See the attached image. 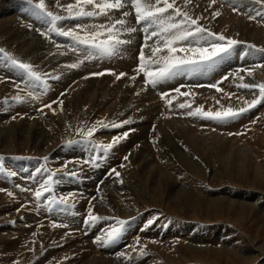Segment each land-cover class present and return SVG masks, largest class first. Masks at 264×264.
Here are the masks:
<instances>
[{
	"label": "bare ground",
	"instance_id": "6f19581e",
	"mask_svg": "<svg viewBox=\"0 0 264 264\" xmlns=\"http://www.w3.org/2000/svg\"><path fill=\"white\" fill-rule=\"evenodd\" d=\"M254 1L256 2V0ZM254 1L216 0V3L210 8V0H191L188 4H185L184 0H177V4L182 10L187 11L193 18L196 16H202L203 19H201L199 23L210 31L218 34L223 33L224 36L231 37L235 40H244L250 43L255 42L257 44L259 40H264V15H257L258 13L264 14V5L257 2L255 3ZM37 3L35 0H31V2H29V0H0V49L3 51H5V49L10 50L12 52H10L11 55L15 56L16 60L31 64L33 69L41 73V75L43 72L46 73L43 74L44 77L42 76L41 81L32 82L25 70L15 66L18 75L14 76L22 78L20 85L25 84V80H28L26 85L36 91L38 97L36 102L31 99L32 97L27 96L24 91H20V87L17 88L15 86L18 84L16 82H19L20 79L18 81L13 79L12 81H7L5 80L6 78L3 79L0 77V108L6 112L4 114H1L0 112V155H4V157L0 159V164H2L3 167H6L5 165L10 163H7L8 158L17 150H32L33 152H36V155H32V159L18 162L19 165H16L18 170L21 168L18 174L22 176V174L25 173H23L22 169H28V167L30 170H34L41 162L43 163V166L48 169L51 168L52 165H58L61 168L60 170L65 171L54 177V179L56 178V181H58L56 186L58 193L57 196L61 197L66 196L68 193H73L75 189L78 190L77 187L74 186L73 178H75V176L69 175L70 172H75L79 175L82 179L80 184L84 188L86 185L94 184L100 179V176L103 173L99 174V172L105 164H111L114 159L122 155L125 156L126 151L130 149V153L127 156L128 159L125 161V166L128 165L129 167L122 172V180L124 182L129 181L128 183L130 184L133 179L136 178L138 173L144 172V170L146 172L151 171V176L163 177L160 182L162 189L158 192V195L155 196L158 197V199H162L163 206L170 204L163 197L165 193L171 191L169 189H176L174 184L169 185L166 174L170 172H172V176H174V181L176 178V180L183 182L185 179L191 178V175L188 174H192L193 177H198L201 180L205 177L209 181L216 175V173L229 170L230 177L237 173L240 177L246 176L250 181L255 180L256 178L258 182L263 183V103L257 104V106L234 119L224 121L209 120L200 116H181L182 113L180 110L182 108L179 105H190L191 101H194V103L192 102L191 110H193L195 106L203 103V107L206 108V110L204 109L205 111L211 110L215 112L227 108L228 106L235 108L234 110H238L241 107L247 106L242 100H247V102H249L253 99H251V96L247 97V95H243L240 89L238 91V84L232 82L228 83L225 79L224 82H220L219 75H222V72H216L212 64H207L203 65V68H200L197 73L198 75H201L200 77L202 80H204L203 77H207V79L204 80L205 82L215 83L218 88H221L223 90L221 93L224 96V99H221L215 93V95H212L210 91H207L206 95L203 97L198 96L194 99L190 97L191 95L185 96L172 92L170 93L172 96L170 99L171 104H169L168 97L160 98L159 95L155 93L156 91L150 88L151 85L148 87V85L144 83L145 78L143 74H136V63L139 62H137L138 60H136L135 56H137L136 53L139 52L138 47L143 42L141 40L143 36L138 33V31L132 34H122V39H131L132 43L124 45L118 55L105 57L109 59L101 64L97 59L87 61L84 58L85 53L82 51V54H75L74 51L69 49L70 47L55 48L54 45L52 46V43H54L52 37L54 40H62L63 38L61 39L60 36H55L54 33H49L52 40L46 38L45 35L44 38L35 32L36 29L32 30L31 27L28 26L29 24L27 25V23H24V21L19 19L21 16L28 20L30 24L32 23L33 26H41V29H47L48 31V28L50 27L47 22L48 17L36 7ZM59 3L67 5L69 3H75V0H59ZM45 4L48 10L62 16H67L66 9L58 7L56 2L51 7H49L50 5H48L49 3H47V0H45ZM234 9L236 10L234 11ZM123 10L130 13V8L126 3L125 9ZM216 11H218L220 15L213 18V13ZM113 16L114 18H119L120 12H114ZM249 16H255L256 19H249ZM127 19L129 25L135 27L131 13ZM78 23L91 26L94 24H106L108 23V20L105 17H81L73 20L65 19L59 21L58 26L63 27V24H65L67 27L64 26L63 28L67 30L68 28H75V25ZM42 31L43 30H41V32ZM151 42L152 41H149V44H151ZM237 50L238 49H236V51ZM145 54L146 56L150 54L148 49H145ZM254 55H257V53L255 52ZM221 59H224V56ZM80 60H83L84 62L79 68L67 67V65L76 63ZM5 64L6 65L3 66L2 61L0 60V68H2V66H9L10 62ZM10 67H13V64H11ZM261 68L264 70L263 63L261 64ZM103 70H111L116 74L124 72L127 73V76L116 80V77L112 74H105L103 76L90 75L91 73L101 72ZM182 70L184 72L182 75H179L178 73L172 79L160 82L154 87L155 90L160 89L159 91H165L167 89L175 88L180 85L182 81L194 76L193 68H185ZM2 76L6 77L5 75ZM132 76H136V79L132 80ZM216 80L219 82L216 83ZM45 81L48 86L46 90L44 87ZM243 83L250 84L248 82ZM184 90L185 89H183V91ZM62 93L63 95H61ZM251 93L252 95H256V92L253 89L251 90ZM17 94L25 97L23 101H19V105L18 101L13 99ZM129 96L131 98L130 106L122 111V108L126 107L125 103ZM55 98H58L57 103L52 104V108L55 109V112L45 107L42 111H36L37 107H42ZM60 100L63 101L62 106L59 104ZM118 100H120L119 107L121 106V110H119V112L121 114L112 115L111 110L118 106ZM218 101L219 103H217ZM210 106H213V109H210ZM131 110H136L135 115L127 117V114ZM187 111L189 112V110ZM77 112L80 114L78 115ZM258 113L259 116L257 118L255 116H257ZM13 114H17V116H14L16 118L9 120V117ZM22 114L23 116L21 118L26 119H19ZM123 120H129L130 123L119 128H101L100 124L97 123L103 122L104 124H112V121H115V124H120ZM245 122H247V127L245 126ZM93 125H96L97 128V131L93 136L100 145L111 142L113 136L120 135L125 131H129L130 129H134V131H129V136L111 149L115 154L110 153L104 159L100 156L103 154V151L99 146L95 148L96 150L94 149L95 151L92 150V154L97 153L99 156L98 158L96 157L95 160L92 159L89 168V165L79 159V153L81 154L82 150L78 152V150H73L74 148L71 149V147L65 149L63 144L66 139H71L74 142H77L78 139L85 138L82 133H86L87 129L91 128ZM152 126L154 128L153 130L151 129ZM2 130L4 133L1 132ZM222 130L227 132L225 133V131ZM79 131L81 132L79 133ZM253 131H255V133ZM230 133L231 135H229ZM159 134L160 136H158ZM247 138H251L252 141H247ZM184 145L189 147L192 151L190 152L192 155L185 152L187 150L184 148ZM247 148L251 149V154L250 151L247 152ZM135 150H137V152L134 154L133 152ZM59 155L62 156L60 157ZM75 156L76 158L73 159ZM41 157H47L48 159L44 160ZM66 161H68L67 165H65ZM8 166L6 168H8ZM174 167H176V169H174ZM11 169L12 168H10V170ZM17 176L18 175L16 174V177ZM1 180H3V178H1ZM111 180H113L112 177H107L100 187V192L103 193L107 207H102L98 204V195L93 199L91 205H89L90 207H94V212L97 211L98 215H100V217L103 216L104 220H102V224H96L93 230L88 232L89 235L87 238L84 237L83 232L81 231L75 233H69L68 231L79 229L81 221L73 228H69L73 222L60 221V224L64 226L62 228L52 229L47 227L44 222L40 221L43 215H40L41 218L34 222V224H29L31 225V228H26L28 231L24 232L21 227L14 225L16 221L13 224L10 222L11 219L8 218L15 217L14 215L18 214L15 212L16 210L7 213V211H4L7 210V208H2L1 204L0 208L4 210H0V249L3 248L10 254L9 256L7 255L4 257L0 255L2 257L0 258L3 260V262L1 260L0 264H26V262L35 256L39 248V240L33 239L32 242L36 240L33 244H30L32 242L29 240V242L24 241V235L26 234L27 236V233L30 234V231H33L32 234L38 235L42 243H44V239L52 233L54 236L59 237L63 243L69 245L70 249H63L59 253L54 254L57 258L53 259V261L57 262L52 264H158L157 258L142 260V257H135L136 254L133 256L134 254H131L128 249L126 250L124 248L125 246L119 247L118 243L110 247L111 250L106 251L103 244L95 242L98 230L102 228L99 232L102 236L106 230L116 224L113 222V218L110 217L115 215L118 216V214H120L125 218H129L133 215L131 205H125V207H119L118 209H115V206H113L114 202L123 204L132 200L129 199V197H131L129 195V184L126 183L125 185H122V188H120L122 191H119L116 194L113 192L115 195H112L103 187L106 182ZM3 182L0 184L2 185ZM15 182L19 186L21 185L22 187L28 188L26 177L24 179H19L17 177ZM152 185L153 184L148 185L150 193L155 189ZM228 190L229 189H225V192H228ZM199 192H201L199 188L196 189L192 187V192L188 194L182 186H180L177 187L174 195L169 196L171 198V203L181 202V208H184L183 210H191L194 214L200 212L198 215L204 218L202 219L206 221L204 224L210 226L200 234H197L196 232L190 234L193 230L192 227L184 224L182 221L181 223L178 221V223L176 222L174 225L171 224L169 227L167 233L168 237L173 235L176 238H181V245L185 250L190 252H193L194 250L192 256L203 252L218 255L217 252L219 249L217 250L213 247L219 239H221V232L220 229L217 232L211 227L214 225V223H212L213 221L217 223V221H222L224 218H227L236 225L249 216L252 218L254 217L255 219L257 218L256 221L258 224L262 223V220H264V213L260 210H256L251 204H248L247 200L250 199L245 198L240 193H238V196H229V192V194L226 193L227 195L225 197H217L215 195H218L220 192L205 191L206 196H204V198L192 196V194H199ZM0 197H2V195ZM80 197V195H74L73 198L69 200V203L75 204L78 210L83 206ZM8 199L10 200L11 197ZM257 199H254L255 201H253L258 202L260 197L259 200ZM134 201L135 200H132V202ZM135 203L136 202H134V204ZM252 210L254 211L255 216H252ZM107 219H112L110 225H104ZM23 224L25 225V223ZM39 224H41V226H38ZM192 224L194 223L192 222ZM225 224L226 223H224V225ZM154 229L153 231H155ZM75 234L78 235L75 236ZM131 235L130 232H128V237L125 240V244L128 245V247L129 245L133 247V243L130 239ZM168 237L166 239L171 241ZM183 240H186V244L184 245ZM250 240L252 241L251 250L249 251L241 246H235L236 243L232 241H237V239L234 240V238H230V241L225 240L223 242V245L228 246L230 249L239 248L241 253L245 254V257L242 260L236 258L235 255L224 252L223 250H220V253L223 251L228 257L232 258L231 260L235 264H250L253 261L250 258L251 255H255L258 252L264 255V241L260 243L261 241L256 242L254 238ZM121 253H124V255H121ZM63 254L66 255L61 256ZM146 256L148 257V255ZM218 256L216 257L218 258ZM44 257L45 256H42L39 260ZM193 258H195V261L198 260V258L194 256ZM61 259H63L62 263H60ZM225 264H228V262Z\"/></svg>",
	"mask_w": 264,
	"mask_h": 264
},
{
	"label": "rangeland",
	"instance_id": "374dc122",
	"mask_svg": "<svg viewBox=\"0 0 264 264\" xmlns=\"http://www.w3.org/2000/svg\"><path fill=\"white\" fill-rule=\"evenodd\" d=\"M35 1H36V3L39 2V0H35ZM252 1H254V0H252ZM47 3H49L48 5H50L49 7H51L55 3V0H47ZM19 19L21 21H24V23H27V25L28 24L31 25V29L32 30L36 29L35 32L40 34L41 36L44 37V35H42L41 33H47L51 37V35L48 33L47 29H41L40 28L41 26L40 27L39 26L36 27V25L33 26L32 23L30 24V22L28 20H26L25 18H22L21 16L19 17ZM133 23H134V21H133ZM64 26L67 27V25L63 24V27ZM135 27L138 29V33L144 35V33L141 31V29L144 27V25H141L138 27L135 25ZM37 30H39L40 32ZM41 30H43L44 32L43 31L41 32ZM214 33H216V32H214ZM220 34H223V33H220ZM55 36H58V35L55 34ZM60 37H61V39L62 38L63 39L62 40H54V38L52 37L53 42H54V43L51 42L52 46L54 45V47L56 48V45L58 44V45H60V47H64V48L70 47L69 49H71L72 41L67 37H64V36H60ZM52 39H49V40H52ZM141 40L144 42V40L142 38H141ZM237 41H239V40H237ZM240 42L241 43H239L237 46H235L229 54L224 56V59L220 58L221 60L219 59L218 61L212 63V66L216 72H220V71L222 72L221 73L222 75H219L220 76V79H219L220 82H222V81L224 82L226 80L228 83L232 82V83L238 84V87H239L238 91L240 89V91L243 93V95H247V97L251 96V99H255L256 97L259 96V89H253L256 92L255 93L256 95H252V93H251L252 89L244 88L241 85L245 84L243 82H248L250 84L251 83L252 84L264 83V72H263L264 70H263V68H261V64L262 63L264 64V62H263L264 61V51H261V49H264V40H262V41L259 40L258 41L259 43L257 42V44L255 42L250 43V42H247L244 40H240ZM201 43H203V42H201ZM251 45H255V48L250 47ZM5 46H7V45H5ZM236 49H238V50L236 51ZM79 51H74V53L75 54H82V52L79 53ZM10 52L11 51L8 49H5V51H0V60L2 61L3 66L6 65L5 63L10 62L9 66H6V67L2 66V68H0V75H1L0 77H2L3 79L6 78L5 80H7V81H12V79L18 81L20 79L19 82H16V83H18V85L21 88L20 91H24L26 95L28 92H32L33 96L31 99H33L36 102L37 98H33V97H37L36 91L34 89L29 88L26 85L28 80H25V84L20 85V82H22V78L19 76H14V75H18L16 72V69H15L16 65H14L12 63V59H16V58H15V56L11 55L12 52L11 53ZM255 52L257 53V55H254ZM137 54L138 53H136V55ZM135 58H136V60H138L137 56H135ZM107 59H109V58H99V59H97V61L101 64L102 62H104ZM87 61H89V60H87ZM137 62H139V61H137ZM11 64H13V67H10ZM106 64H107V62H106ZM136 65L138 66V63H136ZM202 66L197 67L196 70L194 71V73L199 72L200 68L201 69L203 68ZM259 68H261V69H259ZM246 70H250L252 72V75L249 76L247 74ZM256 70H257V72H256ZM224 71L226 74L224 73ZM182 73H184L183 70H180L179 75H182ZM43 74H46V73L43 72ZM43 74H42V76H43ZM2 75H5L6 77H3ZM200 76L201 75H194L189 80L182 81L180 86L177 87L180 89V92L178 94L188 93V95H191L190 97L192 99H194V98H197L198 96L203 97L204 95H206L207 91H210L212 95L217 94L221 99H224V96L222 95L221 91H217L216 88L209 87V85H208V84L212 85L215 83L205 82L204 80H206L207 77H203L204 80H202ZM225 77H227V78L225 79ZM240 77H243V79L241 80ZM16 78H18V79H16ZM237 81H239V82H237ZM218 82L219 81L216 80V83H218ZM240 82H242V83H240ZM149 86L150 85H148V87ZM23 87H25L26 90ZM150 88H152V90L156 91L155 93L157 95H159L160 98H162L161 97L162 93H167L168 94L167 96H169L170 93L175 92L174 89H177V88H172V89H167L165 91H159L160 89L155 90V88L153 86H150ZM183 89H185V90L183 91ZM191 89H194V90H191ZM212 89H214L215 91ZM27 90H28V92H27ZM256 90H258V91H256ZM192 91L195 93H193ZM219 92H220V94H219ZM175 93H177V92H175ZM57 99L58 98H55V99L51 100V102L57 101ZM127 99L128 100L125 103L126 107H123L122 111L125 110V108H127L128 106H130V103H131L130 96ZM118 101H119L118 106H116L114 109L111 110L112 115L120 113L119 112V110H121V106L119 107L120 100H118ZM251 101L252 100H250L249 102H251ZM51 102L49 101L48 104ZM192 102L194 103V101H191L190 106H192V104H193ZM226 102H228V101H226ZM242 102L246 103L247 100H242ZM225 104H227V103H225ZM18 105H19V102H18ZM107 106H108V104H107ZM198 106H200V107L203 106V103L201 105H198ZM198 106H195V108L193 110H195ZM43 108H44V106H42V107L39 106L36 108V111H40ZM191 108L192 107H190V108L186 107L185 109L182 108L180 110V112L182 113L181 116H189L187 114L188 113L187 110L190 111ZM202 108H203L202 109L203 111L206 110L205 107H202ZM262 108L264 109V103L262 105ZM210 109H213V106H210ZM233 109H235V108H233ZM1 110H2V108H0L1 114L6 113L5 111H3V110L1 111ZM30 111H32V110H30ZM78 112H80V111H78ZM78 112H77V114L79 115L80 113H78ZM135 113H136V110H131L127 114V117L134 116ZM14 116H17V114L11 115L9 117V120H13ZM22 116H23V114L20 115V118L19 117H17V118L26 119V118H21ZM258 116H259V113L255 117L258 118ZM112 122L115 123V121H112ZM246 124H247V122H245V126L247 127ZM248 128H250V127H248ZM151 129L152 130L154 129L153 126L151 127ZM222 131H225V130H222ZM1 132L4 133L3 130ZM80 132L81 131H79V133ZM226 132L227 131H225V133ZM253 132L255 133V131H253ZM158 136H160V134ZM249 140L252 141L251 138H249V139L247 138V141H249ZM64 142L65 143L63 144L64 145L63 147L65 149H68L71 147V149L74 148L73 150L76 149V150H78V152H80V150H82V153L81 154L79 153V155H80L79 159L82 160L85 164L89 165V168H90V162H92V159L95 160V158L96 157L98 158V156H99V154L97 155V153L96 154L91 153L92 150H94L97 146L100 145L99 142H98L99 143V145H98L94 136H92V138L90 140L85 139V138H80V139H78L77 142H74L71 139H66ZM184 148L187 150V151H185V149H184L185 152H188L190 155H192V153H190L192 151L189 149V147L184 145ZM17 151H15L14 154L12 153L10 155L11 157L8 158V160H7L8 162L6 161L7 163L10 162L9 164L11 165V167L9 164H7L5 166L7 167L9 165L8 168L3 167L4 171L0 172V183H2L4 181L2 185L0 184L1 185L0 189H4V191H0V194L2 195V197H0V199H2V200H0V206L2 204V206H1L2 208H7V210L1 209V208H0V210L7 211V213H11V211L16 210L15 212L18 213V214H16L17 216L14 215L15 217H8V218L11 219L10 222L13 224L16 221V223L14 225H16V226L18 225L19 227H21V229H23L24 232H27L28 230L26 228H28V229H29V227L31 228V225L34 224V222H36L38 219L41 218L40 215H43V217L40 219V221L44 222L47 227H50L52 229H57V228L63 227L62 226V227L54 228V227H52L53 222H55L58 225H61L60 221L61 222L70 221L73 223L71 224V226L69 228H73L76 225H78V223L81 221L79 229H73V231L72 230L71 231L68 230V231H69V233L70 232L75 233V232L81 231V232H83L84 237L87 238V236L89 235L88 232H91V230H93V228L96 224H102L101 222H102V220H104V219H100L94 224H86L85 223V220L88 216V208L90 207L89 205H91L90 202L92 203V201H93V197H96L98 195L97 196L98 204H100L102 207L106 206V204H105L106 200L104 199L103 193L100 192L101 191L100 187L102 184L100 182L104 181L107 177H112V179L114 181L111 180L109 182H106L105 185H103L104 189L106 191L110 192L112 195H115L119 191H122V189L120 190V188H122L121 186L125 185L126 183L129 182V181L124 182L122 180V172L127 170L129 167L128 165L125 166L126 160L124 159V157L129 155L130 149H128L126 151L125 156L122 155V156L114 159V161H112L111 164H105L99 172V174L100 173H103V174L100 176V179L97 180V182L94 184L92 183L90 185H86L83 188V186L80 184L82 179L76 173L75 178H73V179H74V186L77 187L78 190L75 189L73 194L81 196L80 199L83 202V206H82V208H79V210L77 209L76 205L72 204V203H69L68 205H60L58 203L48 202V200H47L48 196H51L57 200L59 198L57 196L58 193H57V189H56L57 183H55L53 185V191L51 193H46L45 197L42 198L41 201H37L34 197V191L39 186V184L42 183L44 181V179L47 178L49 172H56L57 171L56 173L58 175V174H61L65 171L60 170L61 168L58 165H56V166L52 165L51 168H49V169L45 168L43 166V163L41 162L34 170H30L29 167H28V169H22L23 173L24 172L25 173L22 174V176H21L18 174L20 172L21 168L18 170V167L16 165H19L18 162H20V161L32 159V155H36V152H33L32 150L31 151H29V150L25 151L24 150L25 151L24 152L21 149L17 150ZM249 151L251 154V152H252L251 149L247 148V152H249ZM136 152H137V150H135L133 153L135 154ZM110 153H114V152L112 150H110L107 153L103 152V154H101L100 156L104 159ZM59 156L61 157L62 155H59ZM3 157H4V155L3 156L0 155V159ZM41 158L44 159V157H41ZM75 158H76V156L73 159H75ZM67 164H68V161L65 162V165H67ZM10 168H12V169L10 170ZM112 169H115L117 172L120 171L121 172V173L119 172L120 175L119 176L114 175L111 172ZM174 169H176V167H174ZM12 171L18 175L17 177L19 179H24L26 177L27 182H28V188L22 187L21 185L19 186L15 182L17 177H16V175H14V176L10 175V173H13ZM150 174H151V171L146 172L144 170V172L138 173V175L136 176V178H138V179L134 178L130 184L128 183L129 184L128 188L130 190L129 195L131 196V197H129V199L135 200L134 201V202H136L135 204H134V202H132V200L125 202L123 204H119V202L113 203L114 204L113 206H115V209H118L119 207H123V206L125 207V205H131V209H133L132 213L134 216L131 215L129 218H125L124 216L118 214V216L115 215L113 217H110V218H113V220H114L113 222L116 223L115 225H117V226H118L119 220L126 221V224L124 225L123 231L121 232L120 236L115 241L108 244L107 246L104 245L106 251L111 250L110 247H112L114 244L118 243L119 247L125 246L124 248L126 250L128 249L131 254H134L133 256H135V254H136L135 257H142L143 258L142 260H144V259L148 260V258H149V260H151L152 258L153 259L157 258L158 264H173V263L174 264H216V263L217 264H225L226 262H228V264H235L231 260L232 258L228 257V255H226L224 252L235 255V257L239 258L240 260L244 259L245 254H242L241 251L239 250V248L230 249V248H228V246H224L223 242L225 240L230 241V238H234V240L237 239V241H232V242L236 243L235 246H241L242 248H244L247 251L251 250V241L252 240H250V239L254 238L256 240V242L261 241L260 243H262L264 241V220H262V223L258 224L256 221L257 218L255 219L253 217L255 219L254 220L252 217L249 216L236 225H234L227 218H224L222 221H217V223L215 221H213L212 223H214V225L211 227H213L214 230L217 232L220 229V232H221V237H220L221 239H219V241L217 243L215 242L216 244L213 247L214 249H217V250L219 249L217 252L219 256L216 254L214 255V253L210 254V253L203 252L200 254H196L197 256L193 255L194 257L198 258V260L195 261V258H193V256H192V253L194 252V250H193V252L185 250L181 245V242H182L181 238H176L173 235H171V237H168L167 233H168L169 227L171 226V224L174 225V223H176V222L178 223V221L181 223V221H182L184 224L192 227L193 230L191 231L190 234H193L194 232H196L197 234H200L203 230H205L206 228H208L210 226H207V224H204L206 221L202 220L204 218H202L200 215H198V213H200V212H196L194 214L193 211H191V210H183L184 208H181V202H179V203L178 202H172L171 203L170 202L171 198L169 196L174 195V192H176L177 187H180V186H182V188L188 194H190L192 192V187L196 188V189L199 188L201 191V192H199V194H192V196H197L199 198H204V196H206L205 191L220 192L218 195H215L217 197L218 196L225 197L227 194H229V192H230L229 196H238V193H240L245 198L250 199V200H247L248 204H251L256 210H260L262 213H264V181H263V183L258 182L256 180V178H255V180L250 181L247 179L246 176L240 177L237 173L231 175V177H230V173L228 170V171L216 173V175L212 179H210L209 181L205 177H203V179L201 180L198 177L197 178L193 177L192 174H188V175H191V178L185 179L183 182H180V181L176 180V178L174 181V179H173L174 176H172V172H170V173L166 174L169 185L174 184L176 189H169L171 191H168L165 193V195L163 197L170 204H168L167 206L166 205L163 206L164 204L161 201L162 199H158V197H155L156 195H158V192L161 191V189H162L160 182L163 179V177L151 176ZM23 176H24V178H23ZM43 176H44V178H43ZM1 178H3V180H1ZM92 179L95 180L94 178H92ZM54 180L56 181V178ZM150 180H152V181H150ZM150 184H153L152 187H155L154 191H152L151 193L149 192V189H148V185H150ZM98 185H99L100 189L98 188ZM189 187H190V189H189ZM9 189H10V191H9ZM225 189H229L228 192H225ZM9 192L12 193V196L8 195ZM240 194H239V196H240ZM4 195H6V196H4ZM258 196L260 197V200H259ZM7 197L8 198L11 197L12 200L11 199L9 200ZM254 199H257L259 201L254 202L255 201ZM1 201H2V203H1ZM4 201H6L8 203V205ZM3 203H6V204H3ZM14 206H16V207H14ZM92 208L94 209V207H92ZM9 209H10V211H9ZM93 214L98 215L97 211L94 212V210H93ZM33 215H34V217H33ZM203 215H205V214H203ZM253 215H254V211L252 210V216ZM25 217H27V218H25ZM151 217H153V218H151ZM186 218H187V220H186ZM194 218H201V219H194ZM111 221H112V219H107V221H105L104 225H110ZM150 221H151V223H149ZM192 222L194 224H192ZM23 223H25V225ZM224 223H226L225 224L226 226L224 225ZM29 224H31V225H29ZM25 226H27V227H25ZM38 226H41V224H39ZM152 226H153V228H152ZM19 227H18V229H19ZM86 227H87V230H86ZM199 227H201V228H199ZM154 228H157V229H154ZM153 229L155 231H153ZM100 230H102V228ZM100 230L97 231L96 237L101 236V234L99 233ZM160 230H162V231H160ZM184 231H186V230H184ZM32 232L30 231V234L27 233V236H26V234L24 235V237H25L24 241L32 242L33 239L39 240V248H38V251L35 254V256L32 257L28 262H26V264H52V263H55L57 261H53V259H55L57 257L54 254L59 253L63 249H70L69 245L63 243L59 237L54 236L52 233L50 236L46 237L44 239V243H42L40 237L38 235L32 234ZM128 232H130V235L132 234L130 239L133 243L132 244L133 247L130 245L128 247V245L125 244L126 243L125 240L128 237ZM73 233H71V234H73ZM76 235H78V234H75V236ZM67 237H68V235H67ZM93 237H95V236H93ZM167 237L170 238L171 241H168V239H166ZM35 241H33L30 244H33ZM137 241L139 242V244ZM135 242L137 245L135 244ZM232 242H231V244H232ZM30 244H25V245H30ZM184 244H186V240H183V245ZM19 246H21V245H19ZM180 246H181V248H180ZM1 249H0V255L2 257L7 256V255L9 256L10 253L7 250H4L3 248H1ZM141 249L144 250L143 254H141ZM178 249H180V250H178ZM181 250L182 251L184 250L183 253ZM220 250H223L224 252L222 251L220 253ZM185 252H187V253H185ZM3 253H4V255H3ZM65 255L66 254H63L61 256H65ZM146 255H148V257ZM150 255H151V257H150ZM42 256H45V257L43 259L39 260ZM157 256H160V257H157ZM216 256H218V258ZM207 257H208V259H207ZM1 258H0V263L2 260ZM250 258L253 260L250 264H262V263L264 264V255H262L260 252L256 253L255 255H251ZM62 260L63 259H61L60 263H62ZM211 261H212V263H211ZM2 262H3V260H2Z\"/></svg>",
	"mask_w": 264,
	"mask_h": 264
},
{
	"label": "snow or ice",
	"instance_id": "6c2138e0",
	"mask_svg": "<svg viewBox=\"0 0 264 264\" xmlns=\"http://www.w3.org/2000/svg\"><path fill=\"white\" fill-rule=\"evenodd\" d=\"M31 2V0H29ZM58 7L64 8L67 11V16H62L53 11H49L45 0H39L36 7L48 17V33H55L58 36H64L72 41L71 50H80L85 53V60L99 59L105 57H113L118 55L124 45L132 43L131 39H122L123 33H136L138 29L134 26H130L128 17L130 13L125 9V0H75V3H69L63 5L59 3V0H55ZM185 4L191 2V0H184ZM257 3L264 5V0H256ZM216 3V0H210L209 8ZM90 6V7H89ZM131 6L135 12V21L137 24H143L144 27L141 31L144 33V43L141 45L138 54V66L136 68V74H143L145 78V84L155 87L162 81L172 79L176 76L180 70L185 68H197L202 65L212 64L218 61L223 56L229 54L232 49L237 46L240 41L226 37L223 34H218L210 31L209 29L201 26L199 21L203 19L202 16H196L193 18L187 11L182 10L177 4V0H131ZM123 10V11H122ZM236 9H234L235 11ZM120 12L119 18H114L113 13ZM218 11L213 13V18L219 16ZM257 15H264L258 13ZM81 17H105L108 23L94 24L91 26L76 24L75 28H68L65 30L63 27L58 26V22L65 19H78ZM249 19H256L255 16H249ZM31 27V25H29ZM83 33V34H81ZM46 38L51 39L47 33H41ZM149 41H152L149 44ZM203 41V43H201ZM57 48L60 45H56ZM250 47L255 48V45ZM145 49L149 50V55L146 56ZM0 51H3L0 49ZM264 51V49H261ZM80 60L76 63L67 65L69 68H79L83 63ZM12 63L19 68L26 71L30 81L37 82L42 80L41 73L35 71L33 66L28 63L21 62L16 59H12ZM249 76L252 75L250 70H246ZM114 75L117 80L127 76V73L121 72L116 74L111 70H105ZM105 72L91 73L93 76H103ZM58 78V77H56ZM227 77H225L226 79ZM132 80L136 79V76L131 77ZM242 80L243 77H240ZM17 88L20 86L15 85ZM244 88L259 89V96L253 99L251 102H246L247 107H241L238 110H234L232 107L223 108L218 111H203L202 107H197L195 110L189 111L190 116H200L209 120L224 121L228 119H234L244 112L255 107L257 104L264 103V83L261 84H242ZM45 90L47 89V83L44 82ZM209 87L216 88L217 91H223L218 88L217 85H209ZM179 93L180 89H174ZM187 96L188 93H181ZM29 97L33 96L32 92H28ZM63 95V93L61 94ZM167 93H162V98L167 97ZM37 98L38 97H33ZM16 101H23L24 96L17 94L13 97ZM57 103L53 101L49 104H45L44 107L55 112L52 108V104ZM171 104V100L168 101ZM219 103V101L217 102ZM59 104L62 106L63 101L60 100ZM181 108H190L188 104L179 105ZM42 111V109H41ZM16 117H13L15 119ZM101 128H119L123 125L129 124V120H123L120 124H104L103 122H97ZM97 131L96 125L88 128L86 133H82L85 139H91L93 134ZM129 131H134L130 129ZM129 131H125L120 135L113 136L111 142L101 144L99 147L104 153L109 152L113 147L119 144L122 140L129 136ZM231 135V133H230ZM47 160V157H44ZM128 159L127 156L124 157ZM95 166V165H94ZM4 171L2 164H0V172ZM39 171V170H38ZM111 172L119 176L120 173L115 169ZM10 175H16V173H10ZM57 175L56 172H49L48 176L34 191V197L37 201H41L45 197L46 193L53 191V185L58 183L54 180ZM69 175L75 176V172H70ZM100 183H103L101 181ZM99 188V185H98ZM4 191V189H0ZM12 196V193H8ZM73 193H68L66 196H61L57 199L48 196L47 200L50 203H58L60 205H68L69 200L73 198ZM95 199V197H93ZM91 204V202H90ZM103 219L99 215L93 214V208H88V216L85 220L86 224H94L98 220ZM151 223V221L149 222ZM126 221L119 220L118 226H113L106 230L102 236H97L95 242L101 243L105 246L115 241L123 231ZM64 225H58L53 222L52 227H62ZM138 242V241H137ZM143 254V249H141ZM124 255V253H121Z\"/></svg>",
	"mask_w": 264,
	"mask_h": 264
}]
</instances>
